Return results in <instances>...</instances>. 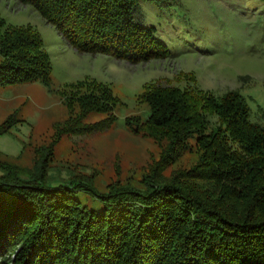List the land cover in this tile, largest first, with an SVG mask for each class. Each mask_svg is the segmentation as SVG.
I'll list each match as a JSON object with an SVG mask.
<instances>
[{
  "label": "trees",
  "instance_id": "obj_1",
  "mask_svg": "<svg viewBox=\"0 0 264 264\" xmlns=\"http://www.w3.org/2000/svg\"><path fill=\"white\" fill-rule=\"evenodd\" d=\"M19 1L80 53L130 62L169 53L143 24L140 0ZM152 1L166 7L173 0ZM35 81L51 88L41 36L0 19V88ZM66 90L80 118L108 114L96 129L116 121L107 84L83 79ZM140 100L147 116L125 124L164 142L157 168L173 164L192 140L202 150L198 163L171 178L155 171L139 185L116 180L101 189L68 167L66 175L50 174L51 151L26 167L0 160V264H264V125L250 119L245 97L237 89L215 95L152 85ZM14 122L8 117L0 133Z\"/></svg>",
  "mask_w": 264,
  "mask_h": 264
},
{
  "label": "rangeland",
  "instance_id": "obj_2",
  "mask_svg": "<svg viewBox=\"0 0 264 264\" xmlns=\"http://www.w3.org/2000/svg\"><path fill=\"white\" fill-rule=\"evenodd\" d=\"M140 4L143 24L155 28L169 53L130 62L80 53L29 5L0 0V19L7 25L32 26L51 62L50 89L39 81L0 88V125L10 116L15 121L0 133V160L26 167L51 151L50 174L66 175L68 167L92 177L101 189L116 180L139 185L153 172L166 178L178 175L199 161L202 150L193 140L189 150L161 169L156 164L164 142L125 124L128 117L139 116L140 122L147 116L140 94L152 85L188 86L215 95L237 89L250 107V119L264 125V0ZM83 79L111 88L116 121L110 127L96 129L108 114L89 112L80 118L79 103L67 101V85ZM76 196L88 207L103 208L89 194Z\"/></svg>",
  "mask_w": 264,
  "mask_h": 264
}]
</instances>
